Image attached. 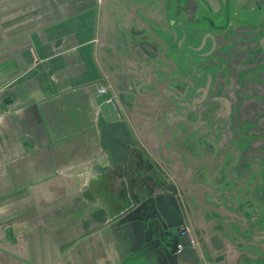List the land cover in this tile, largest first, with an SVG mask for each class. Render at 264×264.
<instances>
[{
    "label": "crops",
    "instance_id": "crops-1",
    "mask_svg": "<svg viewBox=\"0 0 264 264\" xmlns=\"http://www.w3.org/2000/svg\"><path fill=\"white\" fill-rule=\"evenodd\" d=\"M76 2L21 12L0 0V264H229L238 242L211 223L205 188H183L190 175L160 176L191 198L198 243L172 255L161 241L173 205L146 182L176 170L161 49L141 61L132 33L155 41L128 0Z\"/></svg>",
    "mask_w": 264,
    "mask_h": 264
},
{
    "label": "flooded vegetation",
    "instance_id": "flooded-vegetation-1",
    "mask_svg": "<svg viewBox=\"0 0 264 264\" xmlns=\"http://www.w3.org/2000/svg\"><path fill=\"white\" fill-rule=\"evenodd\" d=\"M126 5L155 41L145 32L132 33L129 42L141 61L159 57L161 49V60L169 66V71L160 69L164 77L159 84L174 92L176 170L171 173L178 174L183 160L201 155L210 170L209 164L218 162L212 157L221 159L229 146L236 150L237 163L264 162V0H128ZM254 167L256 174H235L240 182L237 210L226 206L227 196L205 203L227 217V229L239 232L233 235L236 258L229 264H264V174ZM160 168L158 174H170ZM248 175L254 186L245 185ZM246 200L254 203L243 206ZM164 204L176 207L173 216H165L192 231L197 245L193 227L185 223L193 215L173 198L161 200Z\"/></svg>",
    "mask_w": 264,
    "mask_h": 264
},
{
    "label": "rangeland",
    "instance_id": "rangeland-1",
    "mask_svg": "<svg viewBox=\"0 0 264 264\" xmlns=\"http://www.w3.org/2000/svg\"><path fill=\"white\" fill-rule=\"evenodd\" d=\"M59 1L60 0H18V2H19L18 6H19L21 12L32 11L33 8L37 9L40 7L46 9V7L49 5L53 6V8L59 9L58 8ZM79 6L80 5L76 2V0H68L66 8L70 11H77L80 8ZM214 149L216 150L217 148H214ZM233 149H234V147H232V146L226 147L225 152H223L221 154L222 155L221 159H219V157H212V158L217 159L218 162H216L214 164L210 163L211 164V165L209 164V168H211L210 170L208 169V162L206 161L207 160L206 156L202 157V155H201L198 158L197 157L191 158L194 160H198L197 163L191 162L193 160H191L189 158L188 159L190 161L183 160V162H181L179 164V166H180L179 169L176 171V173H178V174H182V175L185 174V176L190 175V178H185V177L180 178L182 180V183H183L182 184L183 188L184 187L189 188V187H191V185H193L196 190H198V189L205 190L206 189L205 190L206 191L205 201L208 200V198L213 199V201H215L216 199H217V201H221L223 196L224 197L227 196V198H226L227 202L225 203L226 206L229 209L237 210V206L239 205V203L235 202V200H236V197L237 198L239 197L238 196V188H239L238 183H240V182H239V180L236 179L235 174H237L238 171H239V174L240 173L250 174V175H252L254 173L256 174V172L251 171L252 170L251 168L253 166H255L254 168L257 167L259 169L260 174H264V162L256 163V164L252 163L253 166L250 163L248 165H246V163H242V162L237 163L238 161H235V159L238 158V156H237V153L235 152L236 150H233ZM167 165H169V164H167ZM188 172H190L191 174H188ZM170 174H172L171 171H170ZM136 175L139 176V174H136ZM160 175L161 174H154L152 176L149 175V176H147V179H146V180H148L146 182L149 183V185H152V188H150L149 190H152V193H154V195H155V193H158L157 198L160 197V199L164 200L165 197L168 196L169 198L175 199L177 202L178 201L181 202L180 199L182 200V198H183V200H185L187 202L191 201L190 197H187V198L184 197V194H182V192H181L182 188H181V191L178 189V184H176L174 179H172L173 182L172 181L169 182L168 179L165 180ZM250 175H248L246 178H244L243 181L246 183L245 185H248V186L253 185L254 186L255 185V184H253L254 179ZM135 180H136V178H135ZM135 180H132L133 186L136 185ZM262 185H264V184H262ZM203 188H205V189H203ZM144 193L145 194L147 193L148 197H150L149 192H144ZM179 195L181 196L180 198L178 197ZM198 197L199 196L197 193V198ZM258 202H262V201L259 199ZM252 203H254V201H252V200L247 201L246 200L244 202L243 206H247V205L250 206V205H252ZM211 204L218 205V204H215V202H213ZM204 207L209 208L210 206L205 205ZM207 208H206V211H207ZM208 215H210V217H212V219H213L212 220L213 222H211V223L213 225H216V230L221 232L223 234V236L234 238L233 235L239 234L237 227L227 229V227L231 226V222H228V219L226 216H223L221 214L219 215V213H217L216 210L212 211ZM162 220L164 221V226H165L166 225V219L164 220V218H162ZM181 246L183 248H185L187 245H185V246L181 245Z\"/></svg>",
    "mask_w": 264,
    "mask_h": 264
},
{
    "label": "water",
    "instance_id": "water-1",
    "mask_svg": "<svg viewBox=\"0 0 264 264\" xmlns=\"http://www.w3.org/2000/svg\"><path fill=\"white\" fill-rule=\"evenodd\" d=\"M101 111L103 116L107 121H115L119 120V112L117 110V107L113 103V101H107L104 102L101 106ZM169 197L166 196L164 200H167ZM176 207L173 205L172 209H170V213L173 214ZM173 211V212H172ZM176 211V210H175ZM169 212L164 213V215H168ZM165 219H167V216H165ZM170 224V223H169ZM165 225V231L163 235H161V241L164 245H166L169 248V253L178 254L180 253L179 245H190L191 238L190 235L193 236L192 231H189V233L186 231V229H182L181 225L183 223L180 222H173V225ZM167 237L170 238V240L167 239ZM193 240L195 238L193 237Z\"/></svg>",
    "mask_w": 264,
    "mask_h": 264
},
{
    "label": "built area",
    "instance_id": "built-area-1",
    "mask_svg": "<svg viewBox=\"0 0 264 264\" xmlns=\"http://www.w3.org/2000/svg\"><path fill=\"white\" fill-rule=\"evenodd\" d=\"M109 88L108 87H103V88H101L100 90H99V92H100V94H108V92H109V90H108ZM180 249H182V246H180L179 247Z\"/></svg>",
    "mask_w": 264,
    "mask_h": 264
}]
</instances>
